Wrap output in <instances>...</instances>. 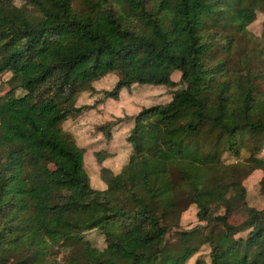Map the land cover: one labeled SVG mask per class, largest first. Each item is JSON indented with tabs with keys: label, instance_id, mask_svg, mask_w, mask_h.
Here are the masks:
<instances>
[{
	"label": "trees",
	"instance_id": "1",
	"mask_svg": "<svg viewBox=\"0 0 264 264\" xmlns=\"http://www.w3.org/2000/svg\"><path fill=\"white\" fill-rule=\"evenodd\" d=\"M260 11L264 0H0V264H186L202 246L209 261L196 264H264V209L229 223L230 192L246 208L257 170L264 197V55L245 54ZM111 74L103 100L180 88L99 127L129 150L117 168L96 153L92 186L62 125ZM190 206L203 226L167 244ZM54 248L65 261H48Z\"/></svg>",
	"mask_w": 264,
	"mask_h": 264
},
{
	"label": "rangeland",
	"instance_id": "2",
	"mask_svg": "<svg viewBox=\"0 0 264 264\" xmlns=\"http://www.w3.org/2000/svg\"><path fill=\"white\" fill-rule=\"evenodd\" d=\"M16 5L21 6V3L16 1ZM263 23L264 12L260 11L257 13L256 20L248 26L249 43H246L245 54L246 57L249 54L251 57L254 56L250 62L255 61L260 55H264V50H258L259 46L254 45L259 43L258 40L261 38ZM242 42L245 43V39ZM8 78L9 75H4L0 79V82ZM172 78L175 82L179 81V75H173ZM115 82L116 77L111 74L93 83L92 86L98 93H82L76 103L77 107L86 106L87 109L76 119L68 120L62 125L63 130L72 134L77 145L84 150L85 170L90 176L92 186H95L98 180V167L94 157L96 153L101 152L106 155H113L114 163L117 165L126 158L129 150L127 144L122 139H105L99 127L108 122L113 123V119H117V117L123 115L125 119L128 116L136 115L144 107L168 102L172 94L180 88V86L175 89L165 87L153 88L154 86L148 85L133 86L130 90L121 91L118 101L103 100L102 92L111 90ZM260 88L261 91H264V83H261ZM7 93V87L1 83L0 96H5ZM260 156L264 157V151ZM228 161L232 162L233 160L229 158ZM261 178L262 171L257 170L244 180L243 186L246 189L247 203V207L244 209L240 207V201L236 192H230L229 198L232 216L229 223L234 228H239L243 225L245 220L248 219L250 210L264 209V197L259 191ZM199 226H203V224L197 222L196 208L195 206H190L182 214L178 227L171 230L167 236V244H175L180 232H188ZM84 239L88 240L98 250H102L105 246L104 240L98 231L86 233ZM46 258H48L49 262L57 261L61 263L66 260V252L63 248H54ZM197 260L209 261V248L207 246H202L199 252L186 264H196Z\"/></svg>",
	"mask_w": 264,
	"mask_h": 264
},
{
	"label": "crops",
	"instance_id": "3",
	"mask_svg": "<svg viewBox=\"0 0 264 264\" xmlns=\"http://www.w3.org/2000/svg\"><path fill=\"white\" fill-rule=\"evenodd\" d=\"M123 130V129H122ZM119 133V132H118ZM114 167L117 168L118 166L116 164H114ZM99 189H103L102 184L99 186Z\"/></svg>",
	"mask_w": 264,
	"mask_h": 264
}]
</instances>
